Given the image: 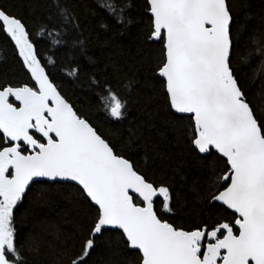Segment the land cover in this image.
<instances>
[{
    "label": "snow or ice",
    "instance_id": "1",
    "mask_svg": "<svg viewBox=\"0 0 264 264\" xmlns=\"http://www.w3.org/2000/svg\"><path fill=\"white\" fill-rule=\"evenodd\" d=\"M132 8L131 0H96L86 11L103 10L127 29ZM234 8L232 0L144 4L141 62L154 64L168 125L209 176L193 177L196 207L184 220L177 184L187 183L186 169L158 178L118 146L125 136L129 149L138 141L129 113L139 98L132 80L82 67L79 57L95 62L77 6L47 0L45 15L32 19L0 5V34L26 77L0 80V264H36L43 252L41 241L21 237L15 216L38 185H71L89 209L71 236L48 244L52 264H113L105 258L113 244L135 264H264V94L250 98L245 79L264 89V32L241 45ZM60 49L67 63L55 58ZM57 71L89 95L87 112Z\"/></svg>",
    "mask_w": 264,
    "mask_h": 264
},
{
    "label": "trees",
    "instance_id": "2",
    "mask_svg": "<svg viewBox=\"0 0 264 264\" xmlns=\"http://www.w3.org/2000/svg\"><path fill=\"white\" fill-rule=\"evenodd\" d=\"M96 0H69L77 6L81 21L85 25L83 39L87 45V56L95 62L89 64L85 57H79L82 67L96 71L112 79L118 75L125 83L134 82V94L139 98L133 101L129 113L131 126L137 129L138 141L131 148L124 147L127 137L118 140L126 154L140 161L141 168L154 172L158 178H166L165 173H171L174 168L186 169L188 181L181 187L177 184L182 203L178 204L177 216L190 220L196 207L193 201L196 194L192 189V179L197 177L202 181L209 179L208 175L194 167L195 161L187 155L184 144L177 142L176 133L168 125L165 109L159 103L157 88L154 92V64L142 63L138 54L142 48V37L147 33V18L144 13L145 0H131L130 10L134 23L127 29H122L114 19L106 16L103 10L97 9L99 15L92 16L86 11L95 6ZM235 5V25L240 31V43L243 45L254 33L264 32V0H232ZM0 5L10 8L13 12L40 19L45 15L47 0H0ZM33 9L35 14L33 15ZM141 17H144L142 20ZM106 23L107 28L101 27ZM43 47V46H42ZM14 45L0 34V80H25L24 69L21 68ZM69 53L60 49L56 52L58 63L68 62ZM248 71L247 68L244 69ZM57 83L61 84L68 95L77 101L82 112L88 111L89 95L67 80L62 79V73L57 71ZM246 90L250 98L257 102L264 89L259 82L253 83L248 77ZM126 131V128H125ZM147 153V165L144 156ZM222 168V166H221ZM219 171V169L217 170ZM89 209L83 203V198L77 188L71 185H38L28 197L18 205L15 213L16 227L24 239L36 238L42 242L43 252L36 264H52V250L48 244L55 247L61 240L69 237L82 222ZM177 223H183L177 219ZM187 226V225H186ZM106 259L113 264H135V257L118 248L115 244L105 253Z\"/></svg>",
    "mask_w": 264,
    "mask_h": 264
}]
</instances>
